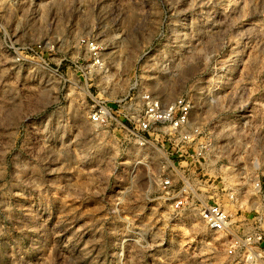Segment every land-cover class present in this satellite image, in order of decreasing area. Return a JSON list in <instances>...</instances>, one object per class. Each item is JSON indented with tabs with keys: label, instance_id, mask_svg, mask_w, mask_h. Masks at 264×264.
I'll list each match as a JSON object with an SVG mask.
<instances>
[{
	"label": "rangeland",
	"instance_id": "rangeland-1",
	"mask_svg": "<svg viewBox=\"0 0 264 264\" xmlns=\"http://www.w3.org/2000/svg\"><path fill=\"white\" fill-rule=\"evenodd\" d=\"M147 94L189 102L208 172L257 203L264 0H0V264H245L242 223L212 233L167 201L180 149L140 138Z\"/></svg>",
	"mask_w": 264,
	"mask_h": 264
},
{
	"label": "built area",
	"instance_id": "built-area-1",
	"mask_svg": "<svg viewBox=\"0 0 264 264\" xmlns=\"http://www.w3.org/2000/svg\"><path fill=\"white\" fill-rule=\"evenodd\" d=\"M143 114V118L138 120L140 138L150 134L152 130H158L163 133L168 144L180 149L176 158L172 154V158L168 160L171 172L162 182L170 206L180 211H197L205 228L216 234L232 232L237 222L242 223V238L234 239L231 253L235 251L234 254L240 255L245 264H264V228L248 229L245 216L248 211L256 214L264 211L262 182L258 180L253 183V197L257 203L251 204L250 208L226 182L223 187L220 182L217 183L219 179L223 182L224 178L208 172L211 161L207 159V155L212 146L211 136L202 126L192 123L193 107L186 100L164 105L147 94L143 97ZM92 120L104 123V113L94 114ZM187 147L189 150L191 148V153ZM174 159L186 162L177 165L172 161ZM200 169L201 172H198ZM259 218L258 221L261 222L262 215Z\"/></svg>",
	"mask_w": 264,
	"mask_h": 264
}]
</instances>
